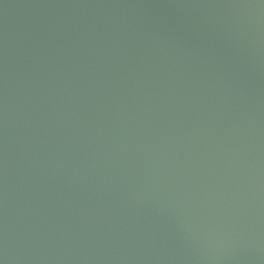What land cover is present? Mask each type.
<instances>
[{"label":"water","instance_id":"water-1","mask_svg":"<svg viewBox=\"0 0 264 264\" xmlns=\"http://www.w3.org/2000/svg\"><path fill=\"white\" fill-rule=\"evenodd\" d=\"M0 264H264V0H0Z\"/></svg>","mask_w":264,"mask_h":264}]
</instances>
